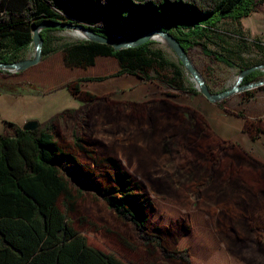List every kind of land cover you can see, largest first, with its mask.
Masks as SVG:
<instances>
[{
	"label": "rangeland",
	"instance_id": "rangeland-1",
	"mask_svg": "<svg viewBox=\"0 0 264 264\" xmlns=\"http://www.w3.org/2000/svg\"><path fill=\"white\" fill-rule=\"evenodd\" d=\"M64 20L77 22L72 17ZM76 32L69 29L47 32L43 45L51 52L42 55L37 64L18 74L15 71L0 72V88L12 90L14 86L26 84L35 94L67 88L66 85L74 81L79 73L85 74L80 70H65L59 63L62 47L86 40ZM109 37L123 39L119 34H110ZM194 41L187 55L202 81L213 93L228 89L244 66L264 61V6L262 11L252 12L239 21L222 19ZM203 48L228 58L232 66L206 55ZM144 55L153 61L148 72L149 81L123 74L102 81L80 82V90L96 93L93 100L86 98L83 92L72 96L62 89L38 98L42 110L58 113L68 108L74 111V115L67 113L55 119V138L60 145L69 144L70 131L77 123L78 130L84 134L91 149L102 157L117 159L143 184L153 201L147 233L150 237H158L167 252L184 250L191 264H264V236L245 233L236 219L238 234L231 233V229L228 236L219 232L217 215L219 213L218 216L222 218V207L227 204L221 198L219 202L215 199L209 201L207 195L210 191L207 190L200 196L196 187L191 186L193 177L186 171L188 168L195 177L198 173L197 179L204 177L208 181L211 180V173L199 168L197 155L185 153L179 138L173 140L168 136L169 130H164L168 125L165 119H150L149 111L152 108L147 107V100L161 96L162 91L179 95L173 99L181 104L196 107L211 106L210 103L197 91L192 77L163 37L156 35ZM32 56L33 47L30 44L19 51L17 61ZM193 94L192 98H187ZM103 95L111 96L112 100H104ZM113 99H127L133 101L135 106L123 105ZM227 105L235 113V117L231 116V139L264 161V136L250 141L248 132L253 129L249 124L243 129L245 133L241 131L242 120L258 124L264 130V84L232 94ZM38 110L35 114L40 121L45 111ZM132 110L143 119L132 116ZM4 115V109L0 107V131H4L1 121ZM78 159L89 164L85 157ZM249 166L246 161L242 168L244 170L240 171L235 165L234 171H231L230 191L232 189L234 199L241 201L242 205L246 202V210L252 211L257 206L255 203H259L264 196L260 192L263 185L251 187V184L255 180L264 181V170L262 167L248 170ZM70 218L76 230L85 235L91 245L124 261L184 264L174 258L163 259L155 243L146 245L135 226L119 220L92 190L85 191L83 197L77 200ZM228 221L230 219H226Z\"/></svg>",
	"mask_w": 264,
	"mask_h": 264
},
{
	"label": "trees",
	"instance_id": "trees-1",
	"mask_svg": "<svg viewBox=\"0 0 264 264\" xmlns=\"http://www.w3.org/2000/svg\"><path fill=\"white\" fill-rule=\"evenodd\" d=\"M263 6L264 0H0V61L18 60L19 51L32 43L34 25L64 22L66 17L105 36L119 34L122 40L138 38L157 28L171 33L187 53L195 38L222 19L239 21L262 11ZM56 29L40 31L43 43L46 33ZM150 43L119 50L90 40L65 45L59 54L61 67L85 73L66 85L68 91L74 96L83 92L93 100L96 96L80 90V82L123 74L149 81L153 61L144 53ZM49 52L51 49L43 45L42 55ZM203 52L232 66L217 52L206 48ZM261 63L264 61L244 67ZM263 78L264 72L256 70L242 83ZM67 113L74 115L73 110L66 109L39 122L32 131L4 121L5 130L0 133V264H140L91 245L76 230L70 213L87 190L99 196L119 220L134 225L146 245L155 243L163 259L191 264L186 251L169 253L158 237L148 235L153 201L143 184L117 159L102 157L91 149L77 123L70 131V143L59 144L55 119ZM247 124L253 125L246 121L244 130ZM258 132L264 133L263 128ZM81 156L89 164L79 160Z\"/></svg>",
	"mask_w": 264,
	"mask_h": 264
},
{
	"label": "flooded vegetation",
	"instance_id": "flooded-vegetation-1",
	"mask_svg": "<svg viewBox=\"0 0 264 264\" xmlns=\"http://www.w3.org/2000/svg\"><path fill=\"white\" fill-rule=\"evenodd\" d=\"M195 94L187 96V98H192ZM200 94L211 106L214 105L221 109L228 116L235 115L231 107L227 105V100L231 95L222 100L211 102L201 92ZM106 96L108 95H103L104 100L108 98L112 100L111 96ZM177 96L179 95L162 91L161 96L149 98L147 100L149 101L147 107L151 106L152 108L149 111V117L151 120L154 118H156V120L160 118L165 119L168 125L164 130H169L170 133L168 136L173 140H178L179 138L185 153L189 152L190 154L197 155L200 161L198 164L199 168L211 173V180L208 181V179L204 177L197 179L198 173L195 177V174H193V172L190 173L188 168V171H186V173L189 172L188 174L193 177L191 179L193 180V185L191 186L196 187L200 196L207 190L210 191V194L207 195L209 196V201H214L215 199L216 202H219V198H221V201H225V204H227L222 207V218L218 216L219 213L217 215L219 232L228 236L229 230L231 229V233L238 234L239 231L236 229L237 225L234 222V219H236L238 226L243 228L245 233L264 236V197L259 203H255L257 206L252 208V211L248 209L247 211L246 202H244L245 206L242 205V203H240L241 201L234 199L235 196L233 195L232 189L230 191L231 171H234L233 168L235 165L240 171H243L244 169L242 168L247 161L250 164V169L248 170H258V168L261 167L264 170V161L253 155L249 150L240 147V144L232 140L231 137L224 138L219 135L206 119L202 111L203 105L194 107L191 104L178 103L173 99ZM114 101H118V99ZM118 102L123 105L128 104L130 106H135L133 101H128L127 99H119ZM157 104L158 107H155ZM135 108L138 110V107ZM134 113L135 110H132V116L143 119V116L140 117ZM259 127V125H250V128L253 129L252 133L254 134ZM243 129L244 125L241 131L245 133ZM252 133L248 132V139L252 142L258 139L260 135H264V133L258 132L255 134V137H253ZM256 184L263 185L260 192L264 196V181L259 182L255 180L251 184V187H255ZM254 196H256V194H254ZM226 219H230V222H226Z\"/></svg>",
	"mask_w": 264,
	"mask_h": 264
},
{
	"label": "water",
	"instance_id": "water-1",
	"mask_svg": "<svg viewBox=\"0 0 264 264\" xmlns=\"http://www.w3.org/2000/svg\"><path fill=\"white\" fill-rule=\"evenodd\" d=\"M45 28H57V29H69L74 31L83 32L84 37L86 40L102 43L111 46L115 50L124 49L135 47L146 43L155 38L156 35L163 37L175 52L176 56L179 59V62L182 66L186 69L187 73L192 77L193 81L195 82V86L199 92H201L209 101H219L222 100L236 92L247 90L258 85L264 84V78L260 81L251 82L247 84H243V78L256 71L262 70L264 72V63L257 64L250 66L248 68H244L239 71L235 83L228 89H225L218 93H211L208 87L200 78L199 74L195 70L194 66L192 65L191 61L188 58L187 53L184 51L183 47L180 43L167 31L159 30L157 28L152 29L146 32L144 35L129 40H116L109 36H105L99 33L94 32L86 25L80 22H72V21H43L37 25H34L31 30V40H32V47H33V56L31 58H26L20 61L15 62H2L0 61V70H7V71H23L35 64H37L42 58V47H43V38L40 34V31ZM39 126V122L35 119H30L24 122L21 125V128L26 131L35 130Z\"/></svg>",
	"mask_w": 264,
	"mask_h": 264
},
{
	"label": "crops",
	"instance_id": "crops-1",
	"mask_svg": "<svg viewBox=\"0 0 264 264\" xmlns=\"http://www.w3.org/2000/svg\"><path fill=\"white\" fill-rule=\"evenodd\" d=\"M61 89L68 91L66 87H61L59 89H56L55 91H58ZM55 91L35 94L31 92V90L29 89V86H27L26 84L19 85L17 87L14 86L12 90H2L0 88V107L4 109V113H5L3 118H1V121L3 122V124H4V121H10L14 123L15 125L21 127V125L24 122L30 119H35L38 122H43L47 120L49 117H51L52 115L56 113L50 112L49 110L46 111L43 109L45 112L42 113L41 120L39 121V119L37 118L38 116L35 113L37 109H39L38 111L40 110L43 111L42 110L43 107L42 106L39 107L40 105H38L37 99L45 95L47 96L48 94H52ZM85 91L91 94H96L87 89H85ZM3 98H7V99L3 100ZM77 106H79V102L76 104L75 107L77 108ZM76 108H71V109H76ZM202 111L206 119L209 121V123L212 125V127L216 130V132L219 135H221L224 138L231 137V116L235 117V115L228 116L221 109L215 107L214 105H212V107L203 105ZM242 121L243 122L241 123V126L243 127L245 120H242ZM3 132L4 131L2 130L0 131V133H3Z\"/></svg>",
	"mask_w": 264,
	"mask_h": 264
},
{
	"label": "bare ground",
	"instance_id": "bare-ground-1",
	"mask_svg": "<svg viewBox=\"0 0 264 264\" xmlns=\"http://www.w3.org/2000/svg\"><path fill=\"white\" fill-rule=\"evenodd\" d=\"M76 34H77L78 36L84 37L83 32L77 31Z\"/></svg>",
	"mask_w": 264,
	"mask_h": 264
}]
</instances>
